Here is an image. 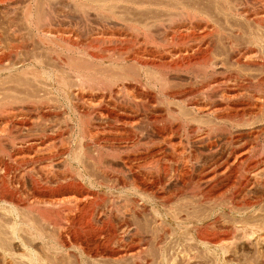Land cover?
Instances as JSON below:
<instances>
[{
    "label": "bare ground",
    "instance_id": "1",
    "mask_svg": "<svg viewBox=\"0 0 264 264\" xmlns=\"http://www.w3.org/2000/svg\"><path fill=\"white\" fill-rule=\"evenodd\" d=\"M59 99L75 146L69 121H50ZM259 208L264 0H0L5 258L16 241L75 264H149L151 241L176 264L163 251L174 237L224 257L238 236L264 245Z\"/></svg>",
    "mask_w": 264,
    "mask_h": 264
},
{
    "label": "rangeland",
    "instance_id": "2",
    "mask_svg": "<svg viewBox=\"0 0 264 264\" xmlns=\"http://www.w3.org/2000/svg\"><path fill=\"white\" fill-rule=\"evenodd\" d=\"M218 12V11H217ZM217 14V13H216ZM216 14H211L210 17L208 20L212 21L214 20L213 23H217L221 20V17H220V20L217 21L216 19L213 18V16H216ZM213 18V19H212ZM235 20V21H234ZM211 22V23H212ZM227 23H224V20L222 22H219L218 24L220 26H218L216 24V26L218 27H226L228 30V33H232L236 35V31L239 33L241 32H245L246 31V34L244 35H247L248 33L247 32H250V29L245 23H243V21H241L240 19L238 20L237 18H230L228 21H225ZM230 22V23H229ZM225 25V26H224ZM245 25V26H244ZM241 26V27H240ZM244 26V27H243ZM221 27V28H222ZM231 27V28H230ZM237 27V28H236ZM225 28V29H226ZM235 28V29H234ZM240 30H239V29ZM238 29V30H236ZM248 29V31H247ZM232 30V31H231ZM243 30V31H241ZM245 30V31H244ZM241 31V32H240ZM226 45H219L217 44V46H213V50L216 54L218 55H226L229 51V48L226 46ZM224 50V51H223ZM221 51V52H220ZM222 55V56H223ZM252 68V67H251ZM254 69V70H253ZM258 69V70H257ZM253 70V73H258L259 71L263 70V69H260V68H257V67H253L252 68ZM256 70V71H255ZM260 73V72H259ZM149 87V86H148ZM149 89V88H148ZM151 90V93L152 96H154L155 94V90L152 88H150ZM63 99H59V104H57V109L60 110L58 111L57 113V117L56 115H52L53 117L50 118V121L51 122H64V121H69L67 122L69 124V128L68 131L65 133V137L66 139L69 141V140H73L70 141L72 143L73 146H75V144H77L78 142L75 140L76 138V122L74 121V119H72L71 116H69V114L66 115V113H63V112H67V109L65 108V105L64 103H66L65 101H62ZM163 101V100H162ZM160 101L159 104L161 108H169V106L171 105L172 108L174 107V104H166L164 101L162 102ZM64 102V103H63ZM62 103V104H61ZM64 105V106H63ZM169 105V106H168ZM170 106V107H171ZM175 108V107H174ZM166 110V109H164ZM68 118V119H67ZM169 119H172L170 117H168ZM52 119V120H51ZM56 119V120H55ZM66 119V120H65ZM70 119V120H69ZM72 121V122H71ZM74 121V122H73ZM258 121V120H257ZM195 123V124H194ZM207 123V122H206ZM205 121L203 123V121H200L199 123V120H195L192 122V124L194 125H201L204 124L203 126L205 127H210V125L213 126V123L209 125L208 123V126L206 125ZM258 123V122H257ZM75 127V128H74ZM211 128V127H210ZM69 134V135H68ZM184 138L182 139V141L184 142V139L186 138L185 136H183ZM76 142V143H75ZM110 156L112 155V151L110 150ZM184 198V197H183ZM182 198V200H183ZM186 198V197H185ZM184 198V199H185ZM181 202V200H180ZM261 209L260 212H258L259 214L262 212V208H259ZM263 211H264V208H263ZM0 213L2 214L3 212L0 211ZM264 213V212H262ZM261 213V214H262ZM4 214V213H3ZM141 215V217H140ZM133 216V217H132ZM131 218L136 221V222H140L142 225H144L146 228H147V233H148V237H150L151 235V232L154 230V225L152 224H149L148 221H151L150 218L148 216H144L142 214H132L131 215ZM151 229V230H150ZM45 232H49V231H45ZM51 233L49 232V235ZM25 236L23 239L24 241H27L26 239H28V236L27 235H23ZM238 236V235H237ZM27 237V238H26ZM184 238H187L186 236H183ZM176 239V241H175ZM30 240V239H28ZM172 241V242H171ZM238 241V243H237ZM16 241H13V244L12 246L10 245L9 246V251L7 252L8 254V257H4L3 255V252L0 251V264H27L28 261H25L28 257H30L29 255H32V257L34 258V255L36 258H34V260L36 261H39L37 264H75V261H74V258L73 257H70V258H66L64 257L63 260H55L52 258V255L49 254L46 250L45 247L41 246L40 244L38 243H32V246L34 247H29V250L26 249L25 247H22L21 244L19 243H14ZM182 243V240L180 242H178L177 238H173V240H170L167 245H165V248H163V251H164V256L166 257L167 260H169L168 258H172L173 255L176 257V264H264V245L263 246H257V245H251V246H247L245 245L243 242H241L240 240V237L238 236L237 237V240H236V243L234 244V246L229 250V252L227 253V256H222L220 257L219 254H216L214 252H211V251H208V249L202 247L201 246H197L196 244L191 246L189 245V248L187 247H183L184 245L181 244ZM192 243V242H190ZM188 242V244H190ZM37 244V245H36ZM154 243H152L151 241H148V252H149V259H151L150 263L149 264H163V262L161 261L160 259V248L159 246H156L155 247V244L153 245ZM182 246H181V245ZM14 245V246H13ZM21 246V247H20ZM38 248V249H37ZM154 248V249H153ZM183 248V249H182ZM195 248V249H194ZM199 248V249H198ZM168 250V251H167ZM178 250V251H177ZM192 251V252H191ZM10 252V253H9ZM190 252V253H189ZM204 252V253H203ZM172 253V254H171ZM6 254V255H7ZM27 254V255H26ZM159 254V255H158ZM185 254V255H184ZM187 254V255H186ZM10 255V256H9ZM12 255V256H11ZM24 255V256H23ZM51 255V257H50ZM190 255V256H189ZM229 255V256H228ZM22 256V257H21ZM27 256V258H26ZM44 256V257H43ZM179 256V257H178ZM181 256V257H180ZM215 257V258H214ZM44 258V259H43ZM9 259V260H8ZM155 259V260H154ZM229 259V260H228ZM22 260V261H21ZM49 260V261H48ZM66 260V261H65ZM180 260V261H179ZM25 261V262H24ZM41 261V262H40ZM51 261V262H50ZM196 261V262H195ZM206 261V262H205ZM23 262V263H21ZM259 262V263H258ZM34 263V262H33ZM34 263V264H36ZM88 263V262H87ZM86 263V264H87ZM32 264V262H31ZM89 264V263H88ZM91 264V263H90ZM92 264H110L109 262H93ZM122 264H131L130 262H124Z\"/></svg>",
    "mask_w": 264,
    "mask_h": 264
}]
</instances>
